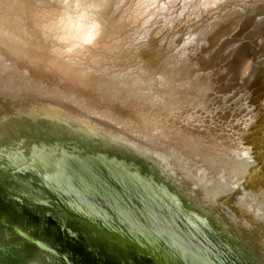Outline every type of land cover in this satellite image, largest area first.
Instances as JSON below:
<instances>
[{
	"label": "water",
	"instance_id": "1",
	"mask_svg": "<svg viewBox=\"0 0 264 264\" xmlns=\"http://www.w3.org/2000/svg\"><path fill=\"white\" fill-rule=\"evenodd\" d=\"M4 67L0 264H264V215L250 205L263 201L264 151L233 176L235 157L211 164L175 138L131 134L104 116L116 108L37 92L30 71Z\"/></svg>",
	"mask_w": 264,
	"mask_h": 264
},
{
	"label": "bare ground",
	"instance_id": "2",
	"mask_svg": "<svg viewBox=\"0 0 264 264\" xmlns=\"http://www.w3.org/2000/svg\"><path fill=\"white\" fill-rule=\"evenodd\" d=\"M261 5L0 0V75L4 66L21 68L40 83L37 92L53 89L63 99L89 94V102L116 108L104 116L131 134L148 129L155 138H175L211 164L235 157L226 163L233 176L246 174L251 154L257 161L264 151ZM251 118L256 128H238ZM253 181L263 201L250 205L264 215V176L257 171Z\"/></svg>",
	"mask_w": 264,
	"mask_h": 264
}]
</instances>
